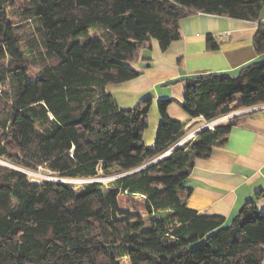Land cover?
<instances>
[{
	"label": "trees",
	"instance_id": "obj_1",
	"mask_svg": "<svg viewBox=\"0 0 264 264\" xmlns=\"http://www.w3.org/2000/svg\"><path fill=\"white\" fill-rule=\"evenodd\" d=\"M16 2L0 0V160L7 163L0 165V264H260L264 212L253 202L224 226L188 209L184 197L194 161L208 159L244 116L145 167L183 138V126L166 114L171 101L157 102L159 125L147 147L151 98L123 110L105 90L141 78L133 66L145 42L165 51L189 15L257 22L264 0ZM12 15L30 25L29 36L17 34ZM206 42L218 48L210 36ZM253 47L264 54V24ZM29 64L38 67L33 77ZM178 82L191 120L210 124L264 105V59L234 77ZM39 169L56 180L32 182L26 172ZM123 198L139 199L141 210L122 206Z\"/></svg>",
	"mask_w": 264,
	"mask_h": 264
},
{
	"label": "crops",
	"instance_id": "obj_2",
	"mask_svg": "<svg viewBox=\"0 0 264 264\" xmlns=\"http://www.w3.org/2000/svg\"><path fill=\"white\" fill-rule=\"evenodd\" d=\"M259 24H264V6L257 22L193 13L179 22L180 38L165 51L154 40L145 42L147 48L139 53L133 66L141 72V78L106 87V93L123 110H132L146 98H151L150 110L156 111L157 102L171 101L166 114L183 126V138L152 164L209 129L203 120H191L181 110L185 90L184 82L178 81L209 74L234 77L242 66L262 61L264 54L257 55L253 47ZM209 36L217 44L214 51L207 48ZM229 116L244 119L231 129L221 147L212 150L208 159L194 161L184 182V188L189 190L188 195L184 194L186 207L198 214L221 218L224 226L230 225L248 202L254 203L257 212H264V105ZM260 264H264V249Z\"/></svg>",
	"mask_w": 264,
	"mask_h": 264
},
{
	"label": "rangeland",
	"instance_id": "obj_3",
	"mask_svg": "<svg viewBox=\"0 0 264 264\" xmlns=\"http://www.w3.org/2000/svg\"><path fill=\"white\" fill-rule=\"evenodd\" d=\"M25 2H27V0H17L16 6L20 7ZM10 18H11V20H14L15 25L18 26L17 34L19 36L22 34H24L25 37L30 35V32H31L30 25H23V24L21 25L18 18L16 17V15H12ZM28 63H29V60H28ZM28 70H29L30 75L33 77L36 75V73L38 71V67H35V66L29 64ZM109 91H113V90L110 88ZM180 105H182V102L180 103ZM158 118L159 117H158V113L156 111V108L154 110L151 109L149 114H148V129L145 131L144 136H143V141L147 147H153V145H154V139H155V135L157 132V127L159 125V123H157V121H159ZM0 165H7V163L0 160ZM26 174L32 182H36V183L41 182V181H49V180L54 181V180H56L50 174L44 173V171L42 169H39V171L37 173L36 172H26ZM115 177L116 176H111V177H107V178H100V179H97L95 181L106 184L107 182L115 179ZM88 182L89 181H75L72 183L83 184V183H88ZM121 204L124 207H129L130 209L136 208L137 210H141V203H140L139 199L123 198V199H121Z\"/></svg>",
	"mask_w": 264,
	"mask_h": 264
},
{
	"label": "built area",
	"instance_id": "obj_4",
	"mask_svg": "<svg viewBox=\"0 0 264 264\" xmlns=\"http://www.w3.org/2000/svg\"><path fill=\"white\" fill-rule=\"evenodd\" d=\"M231 117H232V116H227V117H224V118H222V119H219V120H217V121H215V122H212V123H210V124H207L206 128H211L213 125H215V124L221 122L222 120H226V119H229V118H231Z\"/></svg>",
	"mask_w": 264,
	"mask_h": 264
},
{
	"label": "water",
	"instance_id": "obj_5",
	"mask_svg": "<svg viewBox=\"0 0 264 264\" xmlns=\"http://www.w3.org/2000/svg\"><path fill=\"white\" fill-rule=\"evenodd\" d=\"M174 149H175V148H174ZM151 164H152V163L146 165L145 167H147V166H149V165H151ZM141 169H142V168H140V169H138V170H135V171H132V172L127 173V174H123V175L116 176L115 179H118V178H121V177H123V176H127V175H130V174H133V173H135V172H137V171H140ZM113 180H114V179H113Z\"/></svg>",
	"mask_w": 264,
	"mask_h": 264
}]
</instances>
